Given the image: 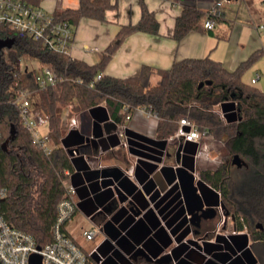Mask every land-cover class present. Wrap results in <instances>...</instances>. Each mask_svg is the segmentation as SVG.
Here are the masks:
<instances>
[{"label": "trees", "instance_id": "obj_1", "mask_svg": "<svg viewBox=\"0 0 264 264\" xmlns=\"http://www.w3.org/2000/svg\"><path fill=\"white\" fill-rule=\"evenodd\" d=\"M141 5L140 20L122 25L116 39L94 64L49 50L28 33L0 23V43L11 42L0 46V187L7 189L0 199V213L10 225L31 233L38 245L49 243L58 204L66 195V171L73 170L71 149L61 144L66 131L63 110L71 106L74 114L105 105L113 122L121 123L127 113L142 109L157 116L159 137L174 134L181 117H187L227 146L228 155L242 157L241 167L227 159L217 167L201 169L200 175L221 193L218 205H223L225 214L234 216L238 230H247L252 247L258 246L260 252L264 250V91L246 82L243 75L264 54V47L234 70L205 56L175 61L167 69L145 65L138 74L128 77L104 74L117 47L130 34L159 33L155 13L143 0ZM115 7L111 0H80L77 8L60 9L54 15L74 26L83 17L105 20L107 11ZM207 18L208 11L185 6L176 19L174 38L180 41L192 31H205ZM33 60L39 65L28 64ZM22 61L25 64L20 68ZM45 67L56 74L57 80L42 88L37 76ZM98 74L102 76L97 78ZM20 89L31 91L35 109L48 118L50 152L34 142L22 121L15 103ZM227 101L236 105L234 120H224L215 109ZM75 149L89 151L90 144ZM261 262L264 264V259ZM134 264L169 263L163 257L141 256Z\"/></svg>", "mask_w": 264, "mask_h": 264}, {"label": "crops", "instance_id": "obj_2", "mask_svg": "<svg viewBox=\"0 0 264 264\" xmlns=\"http://www.w3.org/2000/svg\"><path fill=\"white\" fill-rule=\"evenodd\" d=\"M26 1L51 14L60 9L77 8L80 3V0ZM111 1L116 7L107 11L105 20L83 17L73 26L72 58L90 64L98 62L116 39L121 26L140 20L141 0ZM143 1L155 13L159 33L137 31L130 34L117 47L104 74L128 77L138 74L145 65L167 69L175 61L205 56L234 70L255 50L264 47V0H252L250 4L247 0L223 1L222 15L213 28L192 31L180 41L173 33L182 9L195 5L208 11L215 0ZM240 6L244 8L243 12L239 11ZM251 72V80L256 73L260 80L261 73L257 69ZM157 79V76L153 78L154 81ZM220 105H223L221 115L225 120L237 118L235 103L227 101ZM71 112L69 106L62 113L66 127L62 146L73 150L90 144L89 151L70 152L73 170L68 182L76 188L78 210L67 223L66 232L79 246H83L81 238L87 241L84 231L95 223L100 229L93 240L88 241L98 240L97 244L107 241L106 249L113 250L124 264L141 256L163 257L169 264H251L253 241L246 229L236 228L231 216L220 233L212 226L217 217L202 219L200 227L191 222L177 169L183 166L200 174L201 169L208 168L203 159L195 158L197 143L171 142L169 136L159 137L157 116L137 109L126 128L128 147L125 148L114 129L107 131L105 128L107 122H113L105 105L80 113ZM78 115L83 118V125L71 128L70 119ZM95 121L101 124L102 134H107L113 147L103 154L104 167L101 169L90 166L84 157V154L93 157L98 153ZM130 167L134 168V178L124 171ZM105 179L112 180L113 184L104 187ZM196 184L205 205L218 208L221 203L219 191L200 175L196 177ZM77 214L82 219L72 224Z\"/></svg>", "mask_w": 264, "mask_h": 264}, {"label": "built area", "instance_id": "obj_3", "mask_svg": "<svg viewBox=\"0 0 264 264\" xmlns=\"http://www.w3.org/2000/svg\"><path fill=\"white\" fill-rule=\"evenodd\" d=\"M222 12V2H215L212 8L208 10V18L204 23L205 27L207 29L213 28L216 24L215 17H220ZM0 23H6L15 29L28 33L36 40L41 41L49 50L71 56L74 42L73 25L67 21L56 19L54 14L30 4L26 0H0ZM20 68H23L21 62ZM101 76L102 74H98L97 78ZM259 76V73H256L251 82L255 83ZM37 80L40 87L43 88L47 84H54L57 76L51 69L45 67L37 76ZM15 103L20 109L22 121L31 132L34 142L43 147L45 151L50 152L52 146L47 134H41L38 131L39 126L48 123V118L35 109L31 91L20 89L17 92ZM132 114V112L127 113L124 122L115 123L114 132L118 134L121 146L125 148L128 147L126 128ZM83 121L80 115L74 116L70 119L69 126L71 128H81ZM168 139L171 142H195L197 143L196 160L210 159L209 141L214 138L207 130L198 128L187 117H181L178 129ZM97 141L99 145L98 153L93 157L84 154V157L90 166L101 169L104 167L103 154L113 147L108 142L107 134L97 137ZM77 152L76 149H73V153ZM124 171L129 177H135L133 167L125 168ZM66 173L70 175L71 171H66ZM199 175L195 174L196 177ZM76 192L75 186L71 182H67L66 195L58 204L57 218L52 228V240L44 246L38 245L31 233L10 225L3 214L0 213V264H30L31 256L35 253L41 255V264H104L108 259L117 264H124L113 250L99 249L105 241L96 244L87 254L66 232L67 223L78 210V203L75 198ZM6 193L7 189L0 187V199L4 198ZM225 221L226 216L223 213V219L215 229L216 233L222 232ZM99 229L100 226L93 223L92 228L84 231L86 239L93 240ZM94 252H97L100 258L99 262L91 256Z\"/></svg>", "mask_w": 264, "mask_h": 264}, {"label": "water", "instance_id": "obj_4", "mask_svg": "<svg viewBox=\"0 0 264 264\" xmlns=\"http://www.w3.org/2000/svg\"><path fill=\"white\" fill-rule=\"evenodd\" d=\"M10 43L11 42H9V41H3L0 43V46L9 45ZM207 83L210 84L211 81H208ZM203 84H204V82H201L200 85H203ZM238 117L241 118V115H239ZM101 127L102 126L98 121L94 122V130H95V135L97 137L102 135V132H101L102 128ZM105 128L107 131H110V130L116 128V124L114 122H107L105 124ZM72 151L73 150H70V152H72ZM232 164L236 165L238 167H241L244 164V161L239 154H235L233 156V159H232ZM177 171H178L179 179L181 182L184 198H185V201L187 204V209H188L189 214H191V222L195 226L200 227L202 219H213L216 217L217 208H215L213 206H206L205 205L204 198H203L202 194L199 192V188L196 184V176L192 171H190L189 169H187L186 167H183V166L178 167ZM112 184H113V181L110 179H105L103 181L104 187H106L108 185H112ZM221 207H223L222 204H221ZM226 215L229 216V213L227 212ZM232 217H234V216H232ZM106 245H107V241L102 243L100 245L99 249L100 250L106 249ZM91 256L97 262L100 261V258L98 256L97 252L92 253ZM41 259H42L41 255L35 253L31 256L30 264H41ZM104 264H117V263H115L111 259H108L104 262ZM131 264H134V262H131Z\"/></svg>", "mask_w": 264, "mask_h": 264}, {"label": "rangeland", "instance_id": "obj_5", "mask_svg": "<svg viewBox=\"0 0 264 264\" xmlns=\"http://www.w3.org/2000/svg\"><path fill=\"white\" fill-rule=\"evenodd\" d=\"M239 11L243 12L244 8L243 7H239ZM25 64V61L21 62V65ZM29 65L32 66H38L39 62L36 60L31 61L30 63H28ZM255 69L258 70V72L261 73V78L260 80H258L257 83H252L250 82L251 80V71H254ZM244 80L248 83H252L253 85L257 86L258 88H260L261 90L264 91V54L257 59V61L249 68L246 70L245 74H244ZM223 106V105H222ZM221 105H217L215 107L216 111H218L220 114H223L222 110L223 108ZM85 117L84 114H82ZM225 120V118H223ZM228 120V119H227ZM84 122V121H83ZM38 131L41 134H47L49 131V127H48V123L43 124L41 126H39ZM209 141V140H208ZM210 159L206 160L205 158H203V162L206 163L205 166H207L208 168H213V167H217L219 164H221L222 162L226 161L227 159H230V161L232 162L233 156L234 155H228V148L227 146H225L222 142H218L215 139H210ZM199 167V166H198ZM201 168V166H200ZM220 207V206H218ZM219 210V214L217 216V220H215V222L212 223V226L214 225L215 229L218 227V225L220 224V222L223 219V207L218 208ZM225 214V213H224ZM82 216L79 214H77V216L74 218L72 224H76L78 220L82 219ZM75 225H73L72 227H74ZM81 244L82 249L88 254L90 253V251L93 249V247L98 243V240L95 241H86L83 240L81 238ZM252 252H250V257L252 258V262L251 264H263V262H261V259H264V250L262 251H258V246L257 248L254 246L252 247Z\"/></svg>", "mask_w": 264, "mask_h": 264}, {"label": "flooded vegetation", "instance_id": "obj_6", "mask_svg": "<svg viewBox=\"0 0 264 264\" xmlns=\"http://www.w3.org/2000/svg\"><path fill=\"white\" fill-rule=\"evenodd\" d=\"M219 208V207H218ZM218 208H217V214H218V212H219V210H218ZM225 216H226V219L230 216H227L226 214H225ZM232 217V216H231ZM233 219H234V217H232ZM235 220V219H234Z\"/></svg>", "mask_w": 264, "mask_h": 264}]
</instances>
